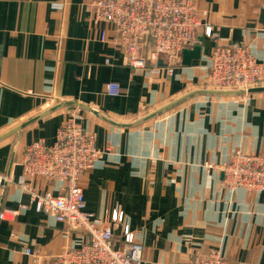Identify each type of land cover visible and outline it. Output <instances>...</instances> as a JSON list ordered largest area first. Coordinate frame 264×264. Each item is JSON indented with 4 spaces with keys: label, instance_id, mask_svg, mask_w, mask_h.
<instances>
[{
    "label": "crops",
    "instance_id": "0c3cea01",
    "mask_svg": "<svg viewBox=\"0 0 264 264\" xmlns=\"http://www.w3.org/2000/svg\"><path fill=\"white\" fill-rule=\"evenodd\" d=\"M196 2L200 59L186 65L181 58L171 75L160 61L156 75L128 64L112 27L93 22L87 0H0V136L62 100L132 122L204 88L220 44L248 46L264 66V0ZM111 82L120 84L119 96L106 93ZM73 113L104 152L81 178L87 209L104 219L120 206L144 246L143 264H175L212 251L228 264H264V192L230 190L221 171L210 168L229 162L237 150L264 156V93L195 96L135 127L65 107L7 136L0 141V176L8 180L0 210L20 213L0 221V264H32L26 247L57 256L78 244L64 224L31 202V193L57 194L61 183L37 177L29 189L19 184L25 147L37 140L53 145Z\"/></svg>",
    "mask_w": 264,
    "mask_h": 264
},
{
    "label": "built area",
    "instance_id": "2783aa9c",
    "mask_svg": "<svg viewBox=\"0 0 264 264\" xmlns=\"http://www.w3.org/2000/svg\"><path fill=\"white\" fill-rule=\"evenodd\" d=\"M87 5L95 24L106 23L112 27L113 39L127 53L128 64L133 68H149L157 75L162 61L171 75L172 65L181 60L183 51L201 43L196 0H87ZM212 33V27L208 26L205 35L211 37ZM101 38L107 39L106 30L102 31ZM210 60L206 88L248 89L264 85V66L256 61L248 46L217 45ZM106 93L119 96L120 84L109 83ZM103 153L97 146L95 134L84 129L77 113L66 118L53 145L37 140L25 147L19 184L27 189L37 177L60 182L57 194L31 193V202L38 213L53 216L66 226L67 234L78 238L75 247L66 248L57 256H44L26 247L24 253L32 259V264L144 263V246L126 223L120 206L107 210L104 219L87 209L81 178L94 168ZM212 167L221 171L227 188L264 192L262 155L237 150L229 162L222 166L210 164ZM6 180L0 176V191ZM19 213V209H2L0 221H13ZM117 243H121V247ZM175 264H228V261L221 252L212 251L196 252Z\"/></svg>",
    "mask_w": 264,
    "mask_h": 264
},
{
    "label": "water",
    "instance_id": "95a60500",
    "mask_svg": "<svg viewBox=\"0 0 264 264\" xmlns=\"http://www.w3.org/2000/svg\"><path fill=\"white\" fill-rule=\"evenodd\" d=\"M201 57V48L200 46H196L194 49L189 50V49H185L183 51L182 54V58H183V63L186 65H190L191 61L194 59H200ZM161 63V62H160ZM259 93H264V85H260V86H255V87H251L248 89H209V88H200V89H195L192 90L186 94H184L183 96L151 111L148 112L147 114L137 118L136 120H133L132 122H128V123H124V122H116L114 121L112 118H110L109 116H107L105 113L92 108L91 106L82 103V102H78L75 100H62L60 102H58L57 104H55L54 106H52L51 108H49L48 110L44 111L43 113L39 114L38 116L32 118L31 120L20 124L19 126L13 128L12 130H10L9 132L3 134L0 136V141L3 140L4 138H6L7 136L13 134V133H20L21 130L23 128H25L26 126H28L29 124L33 123L34 121H36L37 119L52 113L58 109L61 108H69L71 109L72 107L74 108H80V109H84L87 110L89 112H91L92 114H94L95 116H97L98 118H101L102 120H105L109 123L115 124L117 126L120 127H135L138 126L140 124L145 123L146 121H149L151 119H154L158 116H161L162 114L172 110L173 108L179 106L180 104L184 103L185 101L195 97V96H200V95H207V96H244V95H252V94H259Z\"/></svg>",
    "mask_w": 264,
    "mask_h": 264
},
{
    "label": "rangeland",
    "instance_id": "374dc122",
    "mask_svg": "<svg viewBox=\"0 0 264 264\" xmlns=\"http://www.w3.org/2000/svg\"><path fill=\"white\" fill-rule=\"evenodd\" d=\"M206 36V35H205ZM195 48V47H194ZM183 54V53H182ZM160 63V62H159ZM204 88H206V87H204ZM230 189V188H229ZM230 190H232V189H230ZM237 190H239V189H237ZM246 190V189H245ZM144 248V247H143Z\"/></svg>",
    "mask_w": 264,
    "mask_h": 264
}]
</instances>
